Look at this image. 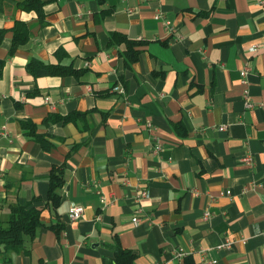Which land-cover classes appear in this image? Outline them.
Instances as JSON below:
<instances>
[{
	"label": "crops",
	"instance_id": "crops-1",
	"mask_svg": "<svg viewBox=\"0 0 264 264\" xmlns=\"http://www.w3.org/2000/svg\"><path fill=\"white\" fill-rule=\"evenodd\" d=\"M25 2L0 11V222L20 204L43 225L0 264H104L115 240L129 264H264L260 0ZM17 21L30 36L10 53ZM33 60L73 71L35 76Z\"/></svg>",
	"mask_w": 264,
	"mask_h": 264
},
{
	"label": "trees",
	"instance_id": "trees-1",
	"mask_svg": "<svg viewBox=\"0 0 264 264\" xmlns=\"http://www.w3.org/2000/svg\"><path fill=\"white\" fill-rule=\"evenodd\" d=\"M5 0H0V11L3 10ZM45 0H26L22 5V8L26 10H35L42 15L43 5ZM14 36L13 44L10 53H13L20 44H23L29 40L30 32L29 28L24 22L17 21L13 27ZM7 33V29L0 27V46ZM117 33H114L115 36ZM121 40L125 41L129 48L136 45L135 42L130 41L124 35L118 34ZM137 51L132 59H137ZM29 71L35 76L60 74L65 75L71 73L73 70L58 66L42 63L41 61L33 60L29 63ZM3 70V62H0V74ZM31 129V135L37 139H41V135L36 133V125L29 123ZM27 125V124H25ZM50 187H49V198L53 201L55 206H58L61 202V195L59 189L64 186L65 179L63 171L60 168H54L50 174ZM42 208L28 207L20 204H15L11 208L9 218L3 224L0 222V254L3 256L8 255L11 252H20L24 250L25 236L29 235L33 237L36 234L37 228L42 226ZM115 251L114 259L105 258L104 264H129L137 256V254L130 249H125L121 246L118 240H115L114 244L111 245Z\"/></svg>",
	"mask_w": 264,
	"mask_h": 264
},
{
	"label": "built area",
	"instance_id": "built-area-1",
	"mask_svg": "<svg viewBox=\"0 0 264 264\" xmlns=\"http://www.w3.org/2000/svg\"><path fill=\"white\" fill-rule=\"evenodd\" d=\"M260 3L262 5H264V0H260ZM162 15H157V18H161ZM261 47H264V44L263 45H259V44H255L252 46V50L254 52L258 51ZM248 70H249V67H246L245 69H243L241 71V75L243 78H245L247 76V73H248ZM120 91H124L123 87L120 86L119 88ZM246 104L248 107H252L253 106V103L250 101L248 95H246ZM161 148L160 145H157L156 146V149L159 150ZM244 161L247 162V163H252V157L250 155H246V157L244 158ZM231 191H227V194H230ZM150 194L148 192V190H142L140 193H139V196H138V200H140L141 198H146V197H149ZM84 210H85V207L84 205L82 204H72V206L70 207V211H69V217L71 220H77L79 218H81L83 216V213H84ZM140 220V218L138 216H134L133 217V221L134 222H138ZM235 243L234 240H230V239H227L225 241H223L218 247L219 248H231L233 246V244ZM212 262H215V260L213 261H207L205 262V264H209V263H212Z\"/></svg>",
	"mask_w": 264,
	"mask_h": 264
},
{
	"label": "water",
	"instance_id": "water-1",
	"mask_svg": "<svg viewBox=\"0 0 264 264\" xmlns=\"http://www.w3.org/2000/svg\"><path fill=\"white\" fill-rule=\"evenodd\" d=\"M64 199H65V196H64Z\"/></svg>",
	"mask_w": 264,
	"mask_h": 264
}]
</instances>
